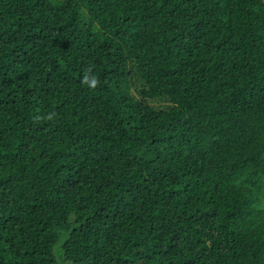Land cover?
<instances>
[{"label":"trees","instance_id":"1","mask_svg":"<svg viewBox=\"0 0 264 264\" xmlns=\"http://www.w3.org/2000/svg\"><path fill=\"white\" fill-rule=\"evenodd\" d=\"M0 264H264V0H0Z\"/></svg>","mask_w":264,"mask_h":264},{"label":"clouds","instance_id":"2","mask_svg":"<svg viewBox=\"0 0 264 264\" xmlns=\"http://www.w3.org/2000/svg\"><path fill=\"white\" fill-rule=\"evenodd\" d=\"M82 83L87 84L89 88L95 89L99 85V80L95 76H88L87 74L82 77Z\"/></svg>","mask_w":264,"mask_h":264},{"label":"water","instance_id":"3","mask_svg":"<svg viewBox=\"0 0 264 264\" xmlns=\"http://www.w3.org/2000/svg\"><path fill=\"white\" fill-rule=\"evenodd\" d=\"M54 253H55L56 257H57V260L60 261V260H59V256H58L57 248L54 249Z\"/></svg>","mask_w":264,"mask_h":264}]
</instances>
